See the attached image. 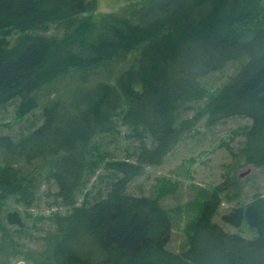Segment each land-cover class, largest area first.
Here are the masks:
<instances>
[{
    "label": "trees",
    "instance_id": "16d2710c",
    "mask_svg": "<svg viewBox=\"0 0 264 264\" xmlns=\"http://www.w3.org/2000/svg\"><path fill=\"white\" fill-rule=\"evenodd\" d=\"M262 2L142 0L98 18V0H0V107L20 97L27 114L42 89L70 81L45 103L40 126L17 140L0 135V264H264L262 194L223 215L235 228L246 222L253 238L213 221L223 201L241 200L236 176L204 192L181 252L168 248L174 225L162 200L172 189L128 190L203 119L250 118L237 131L240 155L264 167V21L250 34L239 30ZM230 64L236 70L215 87L211 76ZM122 111L127 136L140 142L135 161L108 159L100 148L99 137L121 133ZM45 183L68 210L49 216L54 228L31 251L22 213L7 204L32 207Z\"/></svg>",
    "mask_w": 264,
    "mask_h": 264
},
{
    "label": "rangeland",
    "instance_id": "374dc122",
    "mask_svg": "<svg viewBox=\"0 0 264 264\" xmlns=\"http://www.w3.org/2000/svg\"><path fill=\"white\" fill-rule=\"evenodd\" d=\"M141 1L98 0V9L95 15L99 18L101 14L119 12L130 4ZM260 21H264V0L258 15L251 17L239 30H243L245 34H250ZM236 67L237 64H230L222 71L214 73L211 76L214 86L221 85L224 80L222 78L226 79L230 76L236 70ZM67 83H70V81L52 83L42 89L38 93L40 98L38 106L27 114H21L18 110L21 103L20 97H16L1 106L0 134L10 135L14 140H17L22 135L40 126L44 120L45 103L56 97L58 93H66L64 88ZM203 103L204 100L200 101L196 108L203 105ZM122 114L123 111L119 117L121 133L106 134L102 136L103 138L99 137L100 148L108 159L135 161L140 142L134 137L127 136L131 130L128 126L122 124ZM193 114L194 111L188 113L190 116ZM247 123H251V119L248 117H232L215 126L207 125L206 119H203L176 145L162 164L146 166L144 173L131 181L128 190L136 195H150L158 189L164 188V186L172 189L162 200L165 207L172 209L171 216L174 227L171 241L168 244L170 250L181 252L187 247V227L199 215L202 195L207 189L214 188L218 183L225 181L228 176H236L239 179L243 188L242 197L239 202L236 200L223 201L213 221L223 226L227 231H240L248 238L257 235L256 231L251 229L246 222L240 228H235L226 224L223 220V215L230 212L233 207L238 206V203H240L239 205H247L257 194L264 196V167L246 165L240 155L244 144V136L237 134V131ZM148 141L150 144L151 141L149 139ZM99 172L103 173L104 170L100 169ZM243 172H246V174L240 176ZM94 183L97 184V180H94ZM98 185H101V183H98ZM56 190L54 184L49 186L48 183H45L32 207L16 205L13 199L7 204L9 209L18 208L22 213L29 230V237L23 235L22 241L28 244L27 247L31 251L42 249L43 240L41 238L47 231L54 228L49 216L56 211L66 212L68 210L67 207L56 201L54 196ZM93 191L95 193L96 190L93 189ZM16 264L33 263L19 258L16 260Z\"/></svg>",
    "mask_w": 264,
    "mask_h": 264
},
{
    "label": "bare ground",
    "instance_id": "6f19581e",
    "mask_svg": "<svg viewBox=\"0 0 264 264\" xmlns=\"http://www.w3.org/2000/svg\"><path fill=\"white\" fill-rule=\"evenodd\" d=\"M161 1V0H160ZM95 3V2H94ZM94 3H92V4H94ZM148 3V2H147ZM257 3V2H256ZM152 5V4H151ZM254 7H255V5H254ZM90 8V7H89ZM93 8V7H92ZM146 8V7H145ZM152 9V8H151ZM143 13H144V11H143ZM141 15V14H140ZM71 17V16H70ZM89 17V16H88ZM86 18V17H85ZM77 19V18H76ZM115 19V18H114ZM137 19H138V17H137ZM71 20V19H70ZM82 21V20H81ZM89 21V20H88ZM144 21V20H143ZM74 22V21H73ZM72 23V22H71ZM90 22H88V24H89ZM85 24V23H84ZM143 24V23H142ZM86 25V24H85ZM85 25H84V27H85ZM113 26V25H112ZM76 27V26H75ZM128 27V26H127ZM82 28H83V26H82ZM125 28V27H124ZM228 30V29H227ZM75 31V30H74ZM81 31H83V30H81ZM79 32V31H78ZM77 31H76V33H78ZM115 32V31H114ZM82 33V32H81ZM75 34V33H74ZM79 34V33H78ZM77 34V35H78ZM110 34V33H109ZM114 34V33H113ZM101 35V34H100ZM228 35V34H227ZM71 36H72V34H71ZM70 36V37H71ZM74 37V36H73ZM152 37V36H151ZM106 38V37H105ZM143 38V37H142ZM69 39V38H68ZM141 39V38H140ZM148 39V38H147ZM65 40V39H64ZM74 40V39H73ZM82 40V39H81ZM235 40V39H234ZM70 41V40H69ZM230 41V40H229ZM67 42V41H66ZM232 42V41H231ZM63 44H64V42H62ZM68 43V42H67ZM80 43V42H79ZM83 43H84V41H83ZM100 43V42H99ZM62 46V45H61ZM60 46V47H61ZM64 46V45H63ZM142 46V45H141ZM242 46V45H241ZM249 47V46H248ZM59 48V47H58ZM57 48V49H58ZM67 48V47H66ZM129 48V47H128ZM241 48V47H240ZM142 51V50H141ZM143 51H144V49H143ZM246 51V50H245ZM81 52V51H80ZM117 52V51H116ZM67 54V53H66ZM81 54V53H80ZM107 54V53H106ZM116 54V53H115ZM257 54V53H256ZM74 55V54H73ZM84 55V54H83ZM92 55V54H91ZM70 56V55H69ZM77 56V55H76ZM75 56V57H76ZM104 56V55H103ZM259 56V55H258ZM100 57V56H99ZM107 57H108V55H107ZM110 57H111V55H110ZM256 57H257V55H256ZM255 57V58H256ZM73 58V57H72ZM98 58V57H97ZM125 58V57H124ZM75 59V58H74ZM95 59V58H94ZM118 59V58H117ZM120 59H122V58H120ZM257 59H259V58H257ZM92 60V59H91ZM100 60V59H99ZM69 63V62H68ZM76 63V62H75ZM93 63V62H92ZM70 64V63H69ZM101 64V63H100ZM67 66V65H66ZM72 66V65H71ZM61 68H62V66H61ZM129 68V67H128ZM63 69V68H62ZM104 69V68H103ZM59 70H61V69H59ZM65 70V69H64ZM139 71V70H138ZM82 73V72H81ZM241 73V72H240ZM59 74V73H58ZM112 74V73H111ZM81 77H83V76H81ZM48 78V77H47ZM121 78V77H120ZM37 87V86H36ZM195 88V87H194ZM16 89H17V87H16ZM126 89H127V87H126ZM228 89V88H227ZM18 90V89H17ZM128 90V89H127ZM24 91V90H23ZM129 91H131V90H129ZM194 91V90H193ZM196 91V90H195ZM92 92V91H91ZM122 92H123V90H122ZM9 93V92H8ZM198 93V92H197ZM200 93V92H199ZM93 94H94V92H93ZM193 94V93H192ZM191 94V95H192ZM195 94V93H194ZM84 95V94H83ZM189 95V94H188ZM13 96V95H12ZM17 96V95H16ZM23 96V95H22ZM130 96V95H129ZM190 96V95H189ZM29 97V96H28ZM188 97V96H187ZM83 98V97H82ZM91 98V97H90ZM196 98V97H195ZM29 100V99H28ZM193 100V99H192ZM210 102V101H209ZM84 103H86V102H84ZM26 104V103H25ZM177 104V103H176ZM35 105V104H34ZM51 105V104H50ZM119 106H120V104H119ZM118 106V107H119ZM24 107V106H23ZM29 107V106H28ZM191 108V107H190ZM22 109V108H21ZM18 111V110H17ZM61 112V111H60ZM15 113H17L16 111H15ZM85 113V112H84ZM110 113H111V111H110ZM113 113V112H112ZM114 114V113H113ZM79 116V115H78ZM132 116V115H131ZM134 116V115H133ZM76 117V116H75ZM131 119H132V117H131ZM71 120V119H70ZM46 123V122H45ZM144 123V122H143ZM3 124H4V122H3ZM136 124V123H135ZM143 126V125H142ZM146 126H147V124H146ZM112 127V126H111ZM135 127V126H134ZM101 128V127H100ZM129 128V127H128ZM152 132V131H151ZM131 133V132H130ZM33 134V133H32ZM1 135V134H0ZM179 135V134H178ZM177 135V136H178ZM2 139V138H1ZM24 141V140H23ZM21 142V141H20ZM1 143V142H0ZM173 143V142H172ZM169 146V145H168ZM10 147H12V146H10ZM155 148V147H154ZM162 148V147H161ZM13 152V151H12ZM97 152V151H96ZM16 154V153H15ZM90 155V154H89ZM84 159V158H83ZM129 165V164H128ZM127 177V176H126ZM60 184V183H59ZM65 186V185H64ZM176 186V185H175ZM204 190V189H203ZM201 191V190H200ZM213 192V191H212ZM162 193V192H161ZM217 194V193H216ZM210 195V194H209ZM203 197V196H202ZM203 199H205V198H203ZM219 199V198H218ZM65 200V199H64ZM154 200V199H153ZM63 201V200H62ZM215 201H216V199H215ZM65 202V201H64ZM206 210V209H205ZM261 212V211H260ZM72 214V213H71ZM166 214V213H165ZM243 214V213H242ZM261 214V213H260ZM65 217V216H64ZM166 217V216H165ZM69 218V217H68ZM163 218V217H162ZM261 218H263V216H261ZM166 221V220H165ZM202 225V224H201ZM170 226V225H169ZM211 226V225H210ZM191 227V226H190ZM199 227V226H198ZM75 228V227H74ZM178 229V228H177ZM186 229V228H185ZM194 229V228H193ZM200 229V228H199ZM228 234H229V232H228ZM189 235V234H188ZM42 237V236H41ZM196 239V238H195ZM225 239V238H224ZM238 239V238H237ZM192 240V239H191ZM227 240V239H226ZM232 242V241H231ZM239 242H240V240H239ZM248 244H250V243H248ZM195 245V244H194ZM247 245V244H246ZM64 247H66V246H64ZM244 248V247H243ZM65 249V248H64ZM55 251V250H54ZM64 251V250H63ZM191 252V251H190ZM56 253V252H55ZM74 253V252H73ZM166 253V252H165ZM192 253V252H191ZM226 254V253H225ZM185 256H186V254H185ZM173 257V256H172ZM223 258V257H222ZM229 258V257H228ZM225 259V258H224ZM236 260V259H235ZM196 261V260H195ZM243 261V260H242ZM186 262V261H185ZM245 263H246V261H245Z\"/></svg>",
    "mask_w": 264,
    "mask_h": 264
},
{
    "label": "water",
    "instance_id": "95a60500",
    "mask_svg": "<svg viewBox=\"0 0 264 264\" xmlns=\"http://www.w3.org/2000/svg\"><path fill=\"white\" fill-rule=\"evenodd\" d=\"M245 174H246V172H243V173L240 174V176H244Z\"/></svg>",
    "mask_w": 264,
    "mask_h": 264
}]
</instances>
